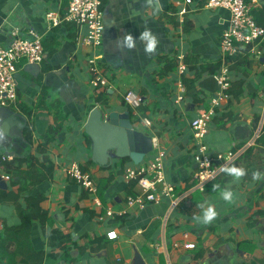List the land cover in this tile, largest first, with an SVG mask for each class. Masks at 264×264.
Returning a JSON list of instances; mask_svg holds the SVG:
<instances>
[{
    "label": "crops",
    "instance_id": "crops-1",
    "mask_svg": "<svg viewBox=\"0 0 264 264\" xmlns=\"http://www.w3.org/2000/svg\"><path fill=\"white\" fill-rule=\"evenodd\" d=\"M207 2L105 0V33L98 53L102 54L99 65L109 85L94 87L87 64L94 50L81 40L86 30L70 22L54 27L46 18L50 11L64 16L68 0H0L1 45H9L11 31L19 27L22 33L35 30L43 43L51 40L55 49L51 56L46 51L41 64L20 62L17 106L0 108V155L13 159L33 154L54 165L53 178L28 192L45 196L41 207L49 222H35L31 231L33 247L46 255L44 264H134L137 254L146 264H264V214H260L264 211V147L253 154L257 159L252 162L257 163L260 174L250 173L251 162L241 157L255 144L264 124L262 53L252 55L249 75L242 70L230 71L231 82L242 80L243 84L235 86L234 98L217 110L204 139L212 152H241L233 167L245 174L238 179L225 175L229 178L217 192L202 193L193 185L196 146L191 121L210 108L220 89L214 75L201 74L202 67L223 62L221 38L230 19L227 9L209 8ZM255 4L264 6V0H255ZM145 29L158 41L151 53L145 51L146 41L139 39ZM126 34L134 39L131 49L124 46ZM180 61L186 63L184 73L179 71ZM45 66L50 69L39 81ZM198 73L201 76L194 90L189 94L185 91L178 99L182 92L179 83L184 78L195 79ZM42 87L47 89L43 106L38 102ZM129 91L143 98L139 108L125 101ZM100 92L105 93L107 106L98 102ZM22 107L32 110L31 118ZM94 108L105 114L129 111L136 129L159 140L167 153L166 177L180 196L176 205L167 197L143 208L127 205L131 188L124 178L125 169L148 164L155 151L136 164L131 157L118 155L125 154V148L129 151L127 146L122 148L124 152L112 147L116 143L122 147L119 136L102 130L93 138L86 125ZM27 123L33 129L32 144L23 136ZM51 124L56 129L52 130ZM103 125H108L107 121ZM49 132L52 141L39 151ZM98 142L104 147L99 149ZM71 163L89 172L98 189L112 173V182L102 196L99 190L97 195L85 191L68 176ZM6 181L8 190L18 191L20 184L11 186V179ZM131 190L141 192L139 186ZM225 190L233 193L231 201L222 198ZM209 206L217 213L213 221H195L194 217L202 216ZM108 209L113 210L112 216L107 215ZM123 211L127 212L120 214ZM19 223L16 206L0 203V229ZM53 227L69 238L64 246L72 247L70 258L64 257L60 241L51 240ZM111 231L117 234L113 239L108 237ZM96 238L101 239L100 245V240L93 241ZM188 243H194L195 248H186Z\"/></svg>",
    "mask_w": 264,
    "mask_h": 264
},
{
    "label": "built area",
    "instance_id": "built-area-1",
    "mask_svg": "<svg viewBox=\"0 0 264 264\" xmlns=\"http://www.w3.org/2000/svg\"><path fill=\"white\" fill-rule=\"evenodd\" d=\"M105 0H68V9L64 16L55 11L47 13V20L51 26H58L62 22H70L77 27L86 30L82 43L91 47L94 51L87 60L90 82L94 87H108L109 81L100 68L99 61L102 54L98 49L103 43L105 33V19L103 3ZM190 3L192 0H186ZM251 3L255 0H208L206 6L209 8H225L229 11L230 19L228 27L224 30L221 38V55L223 58L221 70L215 74L219 84V91L210 101V108L191 121L195 142L193 172L194 187L204 192L207 184L219 175L225 167H228L239 157L241 152L230 150L227 152H212L204 139L209 132V126L217 114V110L224 101L229 100L227 93L230 88L231 78L227 58L239 51L240 47L253 45L252 54L258 55L261 51L257 41L264 39V27L258 25L251 10ZM45 48L43 37L35 30L30 29L22 33L19 27L11 31V42L7 46L0 44V108L9 109L17 106L18 102V65L25 61L28 64H41L45 59ZM185 64L179 63V71L184 73ZM182 91L178 99H182L186 91L183 82L179 83ZM125 101L134 108H139L143 104V98L129 91L125 95ZM147 124L150 121L145 119ZM153 150L155 155L146 165L128 167L124 171V178L128 182L137 181L141 192L136 195L127 196L128 206L145 207L148 203H158L161 198L167 197L173 205L179 200L176 188L168 181L165 172L166 150L160 145L159 140L153 138ZM7 158V157H3ZM68 176L81 185L87 192L97 195L98 186L92 175L83 170L78 163H71L67 167ZM5 180H10V176L4 175ZM96 203L100 205L96 198ZM123 211L120 214H125ZM114 214L112 209L107 210V215ZM117 236L115 231L108 233V237L113 239ZM186 248H195L194 243H188ZM1 264V263H0Z\"/></svg>",
    "mask_w": 264,
    "mask_h": 264
},
{
    "label": "trees",
    "instance_id": "trees-1",
    "mask_svg": "<svg viewBox=\"0 0 264 264\" xmlns=\"http://www.w3.org/2000/svg\"><path fill=\"white\" fill-rule=\"evenodd\" d=\"M251 10L256 20V23L262 27H264V6H257L255 3H251ZM73 24V23H72ZM258 48L261 53L264 55V39L261 41H257ZM53 43L44 41V48L45 51H48L49 55L51 56L55 49L53 48ZM252 47L253 45H247L245 47H240L239 51L227 58L226 62L229 64V70H236L240 72L243 71L244 75H249L251 72V68L253 65L252 59ZM263 50V52H262ZM186 66V63L183 61ZM179 66V65H178ZM172 67V66H170ZM222 67V62L220 63H210L202 67V73H209L212 75L217 74ZM187 68V67H186ZM50 69V66H45L42 69V72L39 76V81H41L43 73ZM201 74H196L195 79H183V84L186 89V94L190 93V90L195 88L196 81L199 79ZM243 81L240 82H231L230 88L228 89L227 93L229 94V101L232 100L233 92L235 86L241 87ZM40 94L39 103L43 106L45 103L47 89L42 87ZM240 94V91H237V95ZM97 100L99 103L103 104L104 106L108 105V99L104 92H100ZM25 109V112L29 116L32 117V110ZM52 125L53 128L56 129V126ZM24 139L27 143L32 144L34 142L33 137V129L29 123L25 125L24 132H23ZM53 139L52 133L49 132L45 136V143L38 147L39 151L45 150L46 146L49 142ZM264 147V124L262 125V129L260 131L259 136L257 137L255 144L249 146L245 152L241 155L245 161L251 162V171L250 173L260 174V169L257 168V163L255 164L254 153H258V151ZM239 155V157H240ZM237 161V160H236ZM235 161V162H236ZM234 162V163H235ZM229 165L228 167H233V164ZM249 166V165H248ZM0 171L7 173L10 176V184L11 186H15L20 184L18 191L14 192L13 190H0V203H13L16 206L17 214L20 218V223L14 226L4 225L2 229H0V263L1 264H44L46 259V255L44 251H38L33 247L32 239H31V231L33 224L35 222H39L44 224L49 222V217L47 212L41 207L42 201L45 199V196L42 193L37 195L29 194L28 192L53 178L54 176V165L52 163H44L40 161L33 154H29L24 157H17L13 159L3 158L0 155ZM227 174L224 170L217 175L213 180H211L204 192L202 193H212L219 191L224 185L226 184L229 177H224ZM113 175L107 176L106 179L102 181V185L99 187L100 194L102 196L103 192L106 190L108 185L112 182ZM138 184L137 181H130L129 187L131 189L137 188ZM128 192L129 195H136L138 193L132 192V190ZM86 191V190H85ZM201 192V191H200ZM140 193V192H139ZM24 194L25 195L24 197ZM22 197L25 199V203L21 202ZM260 214H264V211H260ZM50 238L52 241H60V246L64 251V257L70 258L71 249L72 247H65L64 243L69 239L68 237L63 236V234L59 231L57 227H53ZM98 245H100L101 239H93V241H98ZM92 241V242H93Z\"/></svg>",
    "mask_w": 264,
    "mask_h": 264
},
{
    "label": "water",
    "instance_id": "water-1",
    "mask_svg": "<svg viewBox=\"0 0 264 264\" xmlns=\"http://www.w3.org/2000/svg\"><path fill=\"white\" fill-rule=\"evenodd\" d=\"M106 121L108 125H103ZM86 129L93 138L96 132L102 130L114 134L117 138L119 136L121 142H123L122 147L120 143H116L112 147H118L122 150V148L124 149L125 146H127L129 151L125 148V152L122 150L125 154L118 153V155L120 157H131L136 164L141 163L143 157L153 151L152 137L135 128L129 111L123 113L110 112L105 114L99 108H94L90 113ZM97 147L100 149L104 146L98 142ZM97 161L103 163L101 160ZM7 188L8 182L0 173V189L6 190ZM134 264L146 263L142 259V256L137 254Z\"/></svg>",
    "mask_w": 264,
    "mask_h": 264
},
{
    "label": "clouds",
    "instance_id": "clouds-1",
    "mask_svg": "<svg viewBox=\"0 0 264 264\" xmlns=\"http://www.w3.org/2000/svg\"><path fill=\"white\" fill-rule=\"evenodd\" d=\"M156 10L157 11L159 10L158 4L156 5ZM139 39L141 41H146V43H145V51L146 52L151 53L156 49L158 41H157V38L151 33L150 30L145 29L144 31H142L140 33ZM123 43H124V46H126L129 49L133 48L134 44H135L134 39H133L131 34L125 35V37L123 38ZM223 170L227 174H229V175H231L237 179L245 174L243 169H239L236 167H225ZM221 195L225 201H231L233 198V193L231 191H228V190L223 191L221 193ZM216 215H217V213L214 210V208L212 206H209L207 209H205L203 211L202 216H196V217H194V220L201 222L203 224H209L213 221V219L216 217Z\"/></svg>",
    "mask_w": 264,
    "mask_h": 264
}]
</instances>
